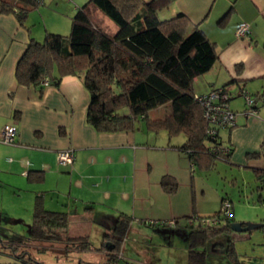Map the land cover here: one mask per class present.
<instances>
[{
	"label": "crops",
	"instance_id": "obj_1",
	"mask_svg": "<svg viewBox=\"0 0 264 264\" xmlns=\"http://www.w3.org/2000/svg\"><path fill=\"white\" fill-rule=\"evenodd\" d=\"M86 1L67 6L69 2L60 0L59 10L67 13H61L66 20L58 23L70 21L69 14ZM231 6L227 21L219 25ZM163 9L164 18L184 13L216 43L218 60L194 78L195 94L228 83L229 100L241 97L243 91L255 98L253 114H245L244 107L240 111L237 104L229 105L237 117L233 126L218 131L219 140L231 148L223 161L234 170L264 168V0H174ZM38 12L42 19L43 13ZM88 12L105 33L117 30L94 4L88 5ZM26 21L21 24L15 14L0 13V129L11 123L17 127L13 143L0 142V184L30 189L31 203L40 194L47 209L66 212L70 236L88 235L86 228H75L74 221L88 223L100 211L108 216L124 213L129 219L154 214L177 189H164L162 176L167 174L177 184L181 173L197 168L179 148L185 135L174 140L177 135L169 136L165 129L153 131L144 126L143 118L127 130L97 131L86 120L89 92L77 75L64 76L58 85L41 83L42 89L18 83L16 62L30 37L40 41L43 32L42 27L41 33L34 32ZM242 23L248 24L249 32L238 37L235 30ZM99 44L108 48L109 40L102 35ZM161 116L149 113L151 118ZM64 149L73 151L71 163L59 162L58 152ZM32 170H42V177L30 179ZM16 234L23 232L7 228L0 240L15 239ZM113 244L107 247L105 242V255Z\"/></svg>",
	"mask_w": 264,
	"mask_h": 264
},
{
	"label": "trees",
	"instance_id": "obj_2",
	"mask_svg": "<svg viewBox=\"0 0 264 264\" xmlns=\"http://www.w3.org/2000/svg\"><path fill=\"white\" fill-rule=\"evenodd\" d=\"M171 1H86L76 7L71 16L68 35L46 31L42 41L30 37L16 62L17 82L42 89L41 81L45 77L49 84L58 85L64 76L77 75L89 92L86 120L97 131L127 130L143 118L146 127L153 131L165 129L169 136L184 134L186 139L179 148L188 153L192 165L212 169L216 161L228 159L231 148L219 140L218 134L212 137L207 133L208 124L195 99L193 80L213 67L218 51L216 43L184 13L163 19L158 17V11ZM40 3L43 0H0V13H13L23 24L28 10ZM90 3L117 25L113 34L105 33L94 23L88 12ZM232 11L233 6L222 15L219 25L227 21ZM102 35L109 40L108 48L99 44ZM227 84L220 88L228 92L230 99ZM167 102L170 103L167 113L149 117L151 109ZM123 105L128 106L127 114L119 111ZM223 147H228V151L223 152ZM252 171L256 189H264V168ZM42 175V170L29 172L30 179H40ZM161 184L166 190L177 186L167 174L162 176ZM258 198L262 200L260 194ZM224 200L231 204L232 200L222 196L221 205ZM221 205L211 218L226 223L223 231L232 230L230 224L236 220L232 211L229 216L224 215ZM128 220L129 216L119 213L116 224L110 229L122 234L127 230ZM68 223L66 212L47 209L42 195H37L28 234L0 240V254L11 258L10 262L0 264H45L28 249L41 243L90 249L88 235L70 236ZM204 226L207 225L190 227L188 264H206L204 244L215 233H209ZM199 243L203 244L202 248L196 247ZM116 245L113 244L104 262L81 261L78 264H130L129 261L121 262Z\"/></svg>",
	"mask_w": 264,
	"mask_h": 264
},
{
	"label": "rangeland",
	"instance_id": "obj_3",
	"mask_svg": "<svg viewBox=\"0 0 264 264\" xmlns=\"http://www.w3.org/2000/svg\"><path fill=\"white\" fill-rule=\"evenodd\" d=\"M64 1L69 2L67 6L77 3V0ZM59 4H61L60 0H43V4L40 3L28 10L24 21L29 22L28 25H31L34 32L41 33L40 27H42L40 41L43 40L46 31L62 35L69 34L70 18L74 12L69 14L70 21L58 23L59 19L65 18L66 20L61 13H67L63 9L59 10ZM38 11L43 13L42 19ZM165 11V9L159 10L158 16L166 17L163 16ZM171 12L169 10V14ZM29 15L31 19H28ZM33 18L35 22L32 21ZM210 35L214 37L213 34ZM228 103L229 105L237 104L240 111L246 107L244 95L228 100ZM169 109L170 103L167 102L151 109L149 113L153 116H161ZM119 111L124 114L128 113V106H121ZM180 136L184 135L180 133L174 137V140ZM232 168L223 160L216 161L210 170L192 168L191 171V168L190 170L188 168L180 174L177 189L170 199L163 201L165 203L161 206H157L154 214L148 212L149 214L142 218L129 219L127 230L122 234L110 229L116 224L118 214L108 216L99 210L100 212L96 213L88 223H83L79 219L75 220V228L87 229L90 249H80L74 246L66 248L61 243H41L29 246L28 249L45 264L104 262L105 252H107L105 242H109L117 244L119 254L122 256L121 262L188 264L187 248L190 244L188 238L190 227L210 219L211 215L220 208L222 196L232 200L233 219L246 223L264 222V189L259 191L256 189L255 175L251 170ZM31 194L30 189L19 190L0 184V236L5 234L7 228H13L23 234L24 231L26 232L28 225L32 223L33 203L29 199ZM259 194L262 200L258 198ZM185 214L188 215L183 216ZM225 224L222 220L217 224L204 226L209 233H215L204 244L206 264H264V227L252 228L249 231L228 230L230 237H227L224 233L226 231H223ZM2 241L5 240L2 239ZM196 246L202 248L203 244L199 243ZM0 258V263L11 261L6 254H0Z\"/></svg>",
	"mask_w": 264,
	"mask_h": 264
},
{
	"label": "built area",
	"instance_id": "obj_4",
	"mask_svg": "<svg viewBox=\"0 0 264 264\" xmlns=\"http://www.w3.org/2000/svg\"><path fill=\"white\" fill-rule=\"evenodd\" d=\"M249 32V26L246 23L240 24L235 34L238 37L246 36ZM41 83L48 85L49 80L45 77ZM245 99V114H253L256 112L254 107L255 98L248 92L243 91ZM195 99L199 102L202 107L203 116L207 121L208 128L207 133L214 137L218 134L219 129L231 127L236 122L237 112L232 110L229 106L228 99L229 94L222 88L211 89L206 94L197 95ZM17 127L15 124H5L0 129V142L11 144L15 140ZM223 152L228 151V147L222 148ZM59 162L62 164L71 163L73 160V151L71 149H64L58 152ZM221 210L224 215L229 216L231 213V204L228 200H224L221 205ZM201 221V220H200ZM219 220L217 218H210L199 222L200 225L216 224Z\"/></svg>",
	"mask_w": 264,
	"mask_h": 264
},
{
	"label": "water",
	"instance_id": "obj_5",
	"mask_svg": "<svg viewBox=\"0 0 264 264\" xmlns=\"http://www.w3.org/2000/svg\"><path fill=\"white\" fill-rule=\"evenodd\" d=\"M231 229L236 231H249L252 228L264 227V222L262 223H246L241 221H233L230 224ZM107 247H109V242H106Z\"/></svg>",
	"mask_w": 264,
	"mask_h": 264
}]
</instances>
